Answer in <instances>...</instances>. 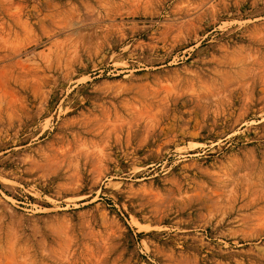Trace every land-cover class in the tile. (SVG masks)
<instances>
[{"label":"rangeland","instance_id":"rangeland-1","mask_svg":"<svg viewBox=\"0 0 264 264\" xmlns=\"http://www.w3.org/2000/svg\"><path fill=\"white\" fill-rule=\"evenodd\" d=\"M0 264H264V0H0Z\"/></svg>","mask_w":264,"mask_h":264}]
</instances>
